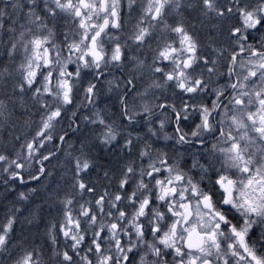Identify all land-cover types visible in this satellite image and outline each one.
I'll use <instances>...</instances> for the list:
<instances>
[{"label":"snow or ice","instance_id":"1","mask_svg":"<svg viewBox=\"0 0 264 264\" xmlns=\"http://www.w3.org/2000/svg\"><path fill=\"white\" fill-rule=\"evenodd\" d=\"M0 264H264V0H0Z\"/></svg>","mask_w":264,"mask_h":264}]
</instances>
